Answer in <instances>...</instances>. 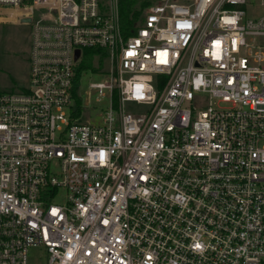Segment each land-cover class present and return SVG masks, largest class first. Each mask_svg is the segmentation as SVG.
Segmentation results:
<instances>
[{
    "label": "built area",
    "instance_id": "obj_1",
    "mask_svg": "<svg viewBox=\"0 0 264 264\" xmlns=\"http://www.w3.org/2000/svg\"><path fill=\"white\" fill-rule=\"evenodd\" d=\"M134 1L127 35L121 0H0L31 25L28 83L0 88V264H264V0Z\"/></svg>",
    "mask_w": 264,
    "mask_h": 264
},
{
    "label": "rangeland",
    "instance_id": "obj_2",
    "mask_svg": "<svg viewBox=\"0 0 264 264\" xmlns=\"http://www.w3.org/2000/svg\"><path fill=\"white\" fill-rule=\"evenodd\" d=\"M264 9H256V12ZM31 25L8 21L0 24V88L10 90L28 83L30 71L31 51ZM110 68L108 61L104 60L98 70L86 69L78 83V92L83 99L82 119L84 121H100L104 110L110 104L106 94L100 97L90 87L96 82H104ZM129 110L136 109L134 103H128ZM29 261L32 264H44L47 253L43 246L32 247L29 251Z\"/></svg>",
    "mask_w": 264,
    "mask_h": 264
},
{
    "label": "trees",
    "instance_id": "obj_3",
    "mask_svg": "<svg viewBox=\"0 0 264 264\" xmlns=\"http://www.w3.org/2000/svg\"><path fill=\"white\" fill-rule=\"evenodd\" d=\"M145 3H141L143 6ZM138 2L134 0H121V16H122V25L125 29V33L130 35L132 33L133 24L136 20L140 18V10L138 9ZM100 53L94 48H87L84 50V59L80 65L81 70L92 69L98 71L99 67L102 66L104 62V52L100 54L98 58L97 54ZM78 98L79 102V111L82 110V100Z\"/></svg>",
    "mask_w": 264,
    "mask_h": 264
},
{
    "label": "water",
    "instance_id": "obj_4",
    "mask_svg": "<svg viewBox=\"0 0 264 264\" xmlns=\"http://www.w3.org/2000/svg\"><path fill=\"white\" fill-rule=\"evenodd\" d=\"M25 21L29 22V21H30V19H26ZM78 54H79V52H77V56H78Z\"/></svg>",
    "mask_w": 264,
    "mask_h": 264
}]
</instances>
